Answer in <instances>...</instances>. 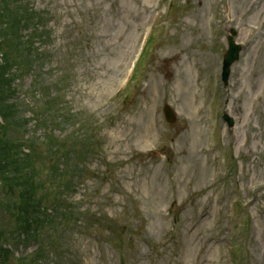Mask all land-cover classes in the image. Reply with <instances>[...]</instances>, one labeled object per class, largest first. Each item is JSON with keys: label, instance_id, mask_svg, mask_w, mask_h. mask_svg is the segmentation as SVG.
I'll list each match as a JSON object with an SVG mask.
<instances>
[{"label": "rangeland", "instance_id": "374dc122", "mask_svg": "<svg viewBox=\"0 0 264 264\" xmlns=\"http://www.w3.org/2000/svg\"><path fill=\"white\" fill-rule=\"evenodd\" d=\"M0 35V149L58 196L32 264H264V0H0Z\"/></svg>", "mask_w": 264, "mask_h": 264}, {"label": "trees", "instance_id": "16d2710c", "mask_svg": "<svg viewBox=\"0 0 264 264\" xmlns=\"http://www.w3.org/2000/svg\"><path fill=\"white\" fill-rule=\"evenodd\" d=\"M2 117H5V115ZM7 148L6 146H2V149H0V160L4 161V169L8 172V176L4 178V186L7 187L11 195L15 196V194H17L14 211L15 223L19 233L13 238L10 235H6V230L0 228V262L2 264H6L7 258L11 256L8 245L2 242L3 240H7L8 242L9 240H21L20 237H24V234L28 239L31 237L34 238V228L36 229L38 225L40 226L50 221L48 216L40 214L43 208L41 200L35 197L32 175L27 172L29 170V163L22 164L20 161L24 160L21 159L20 156H15L10 163L9 160H7V156L4 154V152H8ZM9 165H12V168L8 169ZM16 173L21 174V178L17 179ZM26 174L29 175L27 176ZM12 178H14V183L11 180ZM15 189L18 191L16 192ZM53 202L57 203L56 199L53 200ZM44 217L45 219H43Z\"/></svg>", "mask_w": 264, "mask_h": 264}, {"label": "water", "instance_id": "95a60500", "mask_svg": "<svg viewBox=\"0 0 264 264\" xmlns=\"http://www.w3.org/2000/svg\"><path fill=\"white\" fill-rule=\"evenodd\" d=\"M230 43V49L227 53V55L225 56L224 59V64H223V79L226 81L227 75H228V69L230 64L233 62V60H235L238 57V52L240 50V47L233 44L232 41H229ZM166 111V118L170 121L174 120V117H172L169 108H167ZM224 118L228 121L229 124H232V120L226 116H224Z\"/></svg>", "mask_w": 264, "mask_h": 264}, {"label": "bare ground", "instance_id": "6f19581e", "mask_svg": "<svg viewBox=\"0 0 264 264\" xmlns=\"http://www.w3.org/2000/svg\"><path fill=\"white\" fill-rule=\"evenodd\" d=\"M183 69H181L180 71H182ZM180 73V72H179ZM185 73V71L184 72H182V74H184ZM188 86H189V82H188ZM252 88V87H251ZM147 144V143H146ZM201 179H203L202 178V176H201ZM201 181V180H200Z\"/></svg>", "mask_w": 264, "mask_h": 264}]
</instances>
